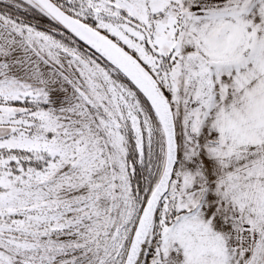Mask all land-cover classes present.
Here are the masks:
<instances>
[{
  "label": "snow or ice",
  "instance_id": "snow-or-ice-1",
  "mask_svg": "<svg viewBox=\"0 0 264 264\" xmlns=\"http://www.w3.org/2000/svg\"><path fill=\"white\" fill-rule=\"evenodd\" d=\"M0 264H264V0H0Z\"/></svg>",
  "mask_w": 264,
  "mask_h": 264
}]
</instances>
